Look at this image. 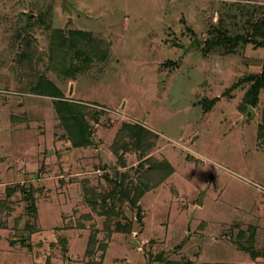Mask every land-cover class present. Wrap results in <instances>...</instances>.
Segmentation results:
<instances>
[{
	"label": "rangeland",
	"instance_id": "rangeland-1",
	"mask_svg": "<svg viewBox=\"0 0 264 264\" xmlns=\"http://www.w3.org/2000/svg\"><path fill=\"white\" fill-rule=\"evenodd\" d=\"M258 6L0 0V264H264V90L246 100L264 48L203 51L219 23L264 40ZM54 29L103 55L64 77ZM45 79L62 95L39 94ZM62 100L85 107L89 143Z\"/></svg>",
	"mask_w": 264,
	"mask_h": 264
},
{
	"label": "trees",
	"instance_id": "trees-1",
	"mask_svg": "<svg viewBox=\"0 0 264 264\" xmlns=\"http://www.w3.org/2000/svg\"><path fill=\"white\" fill-rule=\"evenodd\" d=\"M255 10L263 11L264 7L258 6L255 8ZM39 19L41 23L45 22L44 17L40 16ZM256 22L257 25L255 24L253 33H255V36L257 35V37H260L264 34H262L261 31V27L264 25V18H259L258 20H256ZM221 34L223 35L222 37L220 36ZM91 37L92 36L90 33L77 29L68 30L66 33L64 31H61L60 29H54L52 31V46L50 48L51 51L54 52L52 60H59V67L62 69L64 77L70 76L73 78L76 75V72H78V70H82V67L84 69L89 65L92 60L91 58L93 57L91 54L95 53L98 50L96 49V51L92 53L86 52L88 56H86L87 54L84 55V50L86 48L88 49V46H85V43H89ZM237 39L245 42H253L255 46L264 48V40H260L254 37V39H252L251 41H247L242 34L229 36L224 29V25H221L219 23V25L214 28L212 32L209 33V37L206 38V45H204L203 51H210L218 46L232 45L236 42ZM96 53L97 55H95V58H98L100 57V55H103L102 50H98ZM74 60H80L81 65L75 62ZM246 79L247 81H251V84L246 92V100L249 102L250 105L256 106L260 90H264V58L260 73L252 74ZM44 83H46V93H43L42 91L39 94H46L51 96L62 95L61 91L57 88L54 82L45 79ZM213 103L214 100H210V104ZM84 108V106L80 105V102L78 103L73 100H62L61 102H58V105L56 106V112L58 113L61 122L69 131L70 138L75 145H83L89 143V136L92 133L90 123L86 118L87 114L84 113ZM167 165L170 167L169 170L172 171V166L169 163H167ZM134 190L136 191V197L139 198L146 189L137 187ZM126 193H128L127 190Z\"/></svg>",
	"mask_w": 264,
	"mask_h": 264
}]
</instances>
